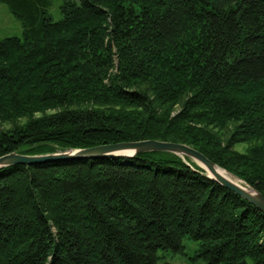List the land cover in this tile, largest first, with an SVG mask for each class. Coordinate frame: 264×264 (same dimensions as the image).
<instances>
[{
  "label": "trees",
  "instance_id": "1",
  "mask_svg": "<svg viewBox=\"0 0 264 264\" xmlns=\"http://www.w3.org/2000/svg\"><path fill=\"white\" fill-rule=\"evenodd\" d=\"M0 2V156L183 143L264 196V0ZM184 239L264 264V212L167 151L0 167V264H171Z\"/></svg>",
  "mask_w": 264,
  "mask_h": 264
},
{
  "label": "water",
  "instance_id": "2",
  "mask_svg": "<svg viewBox=\"0 0 264 264\" xmlns=\"http://www.w3.org/2000/svg\"><path fill=\"white\" fill-rule=\"evenodd\" d=\"M144 151H167V152L175 153L180 156L189 157L200 167L205 169L206 172L209 171L211 174L209 175L207 173L209 177L215 179L220 184L230 189L231 191L235 192L236 194L240 195L244 199L248 200L259 210L264 212V196H262L260 193L249 187H248L249 190H244L241 187H239L237 184L232 182L231 180L217 173L215 171V166L217 165L214 162H212L201 152L183 143H174L169 141L146 139L139 141L118 142L112 144L97 145L83 149H74L64 152L43 154V155H26L17 152H11L0 156V167L15 163L30 164V163L47 161L51 159H66V158H81V157L94 158L100 156L131 157L136 153L144 152Z\"/></svg>",
  "mask_w": 264,
  "mask_h": 264
},
{
  "label": "rangeland",
  "instance_id": "3",
  "mask_svg": "<svg viewBox=\"0 0 264 264\" xmlns=\"http://www.w3.org/2000/svg\"><path fill=\"white\" fill-rule=\"evenodd\" d=\"M61 2L62 0H52L51 6L49 7V12L53 20H59L62 17V13L59 10V5ZM9 35L21 36L22 25L20 20L9 11L7 5L0 2V38ZM243 147V144L235 145V148L239 150H242ZM237 180L242 183L239 179ZM243 185L245 186V184ZM183 245L184 248L182 253L174 254L170 251L165 252V260L171 264H191L190 257L193 255L195 242H190L189 240L184 239ZM198 263L206 264L204 261H200Z\"/></svg>",
  "mask_w": 264,
  "mask_h": 264
},
{
  "label": "bare ground",
  "instance_id": "4",
  "mask_svg": "<svg viewBox=\"0 0 264 264\" xmlns=\"http://www.w3.org/2000/svg\"><path fill=\"white\" fill-rule=\"evenodd\" d=\"M215 171H216L217 173L221 174L222 176L226 177L227 179L231 180L232 182H234L235 184H237V185H238L239 187H241L242 189H244V190H249V188L246 187V186H244L242 183H240V182L237 180V178L233 177L232 175H230L229 173H227V172L224 171L223 169L219 168L218 166H215ZM207 173H208L209 175H211L209 171H207Z\"/></svg>",
  "mask_w": 264,
  "mask_h": 264
}]
</instances>
